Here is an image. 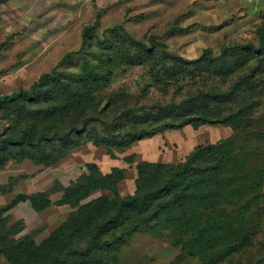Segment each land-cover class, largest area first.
<instances>
[{"label":"rangeland","instance_id":"374dc122","mask_svg":"<svg viewBox=\"0 0 264 264\" xmlns=\"http://www.w3.org/2000/svg\"><path fill=\"white\" fill-rule=\"evenodd\" d=\"M54 72L59 79L44 85L40 102L25 101L0 114L3 136H20L28 127L35 135L63 132L93 113L104 119L91 124L100 137L116 116L111 127L117 136L125 130L121 113L144 106L169 109L159 125L209 112L213 119L233 117L225 124L170 128L125 152L119 144L109 152L80 133L37 147L0 149V264H48L54 250L58 264H264V0L1 3L0 95L29 89ZM109 104L114 106L105 109ZM248 131L251 138L233 148L236 159L228 168L236 169L238 179L218 206L229 215L221 230L199 242L148 231L123 242L121 221L109 227L116 241L91 252L94 225L118 206L106 199L116 195L104 189L108 180L96 170L106 173L114 164L127 169L125 195L138 175L134 154L183 162L198 146ZM97 212L96 220L88 219ZM32 242L40 247L36 253Z\"/></svg>","mask_w":264,"mask_h":264},{"label":"trees","instance_id":"16d2710c","mask_svg":"<svg viewBox=\"0 0 264 264\" xmlns=\"http://www.w3.org/2000/svg\"><path fill=\"white\" fill-rule=\"evenodd\" d=\"M6 1L0 0V4ZM131 41L133 44L143 43L134 38H131ZM165 55L174 58L173 53L165 52ZM57 79L59 77L56 76V72L53 74L44 73L29 89H20L13 94L0 95V114L7 107L17 106L25 101L33 104L40 102V93L44 85ZM113 106L114 104H109L105 109L111 110ZM165 110L169 109L144 106L136 110H124L125 112L121 113L119 122L123 124L125 130L119 132L117 136L113 135L115 132L111 126H116L115 116L113 125L112 123H109V126L107 124L104 127L106 133L101 137L96 134L95 128L91 127V124L94 122H104L101 113L82 115L80 125L74 123L68 130L63 132L55 128L49 135L46 131L35 135L31 129L32 127H28L22 131L20 136H3L1 134L0 120V149L4 147H17L24 144L37 147L38 145L48 144L55 140L66 141L70 136L74 137L80 133V136L92 139L96 146L106 147L109 152H111L113 147H116V144L121 145L119 150L125 152L137 141L150 137L154 133L166 128H179L180 126L192 125L196 129L206 123L225 124L233 117V115H229L226 118L217 117L213 119L209 115V112V114L205 113L199 117H195L196 119L189 118L178 124L172 123V125H169L164 122L159 125ZM159 114L161 116L158 118ZM155 116L156 120L153 121ZM151 123H153V128L150 126ZM141 124L144 128L139 132H133L134 126ZM146 126H148V129L145 128ZM251 135V131L245 132L243 137L235 133L216 143L198 146L187 160L183 162L140 161L136 164L138 166V175L135 179V191L133 194L126 196L121 194L119 184L127 178V169L113 167L108 173L96 170V172L100 173L101 177L108 180L107 182L105 181L106 185L104 189H110L116 195L112 201L109 198L106 199L111 205L116 203L118 206L105 221L98 226L94 225L97 234L92 239L93 247L91 248V252L96 250L99 253V250L106 246L110 247L111 243L116 241L117 238L110 240L111 229L109 227L118 226L121 221L122 224H126L124 231L118 236V239H121L122 235L125 237L123 242L130 235L138 231H148L153 234L157 232L161 235L171 233L177 239L192 236L194 242H199V240L205 239L208 234L221 230L225 224L224 220L229 215H227L225 210L218 209V206L228 189L232 186L234 187L238 179L236 169L229 172L230 169L228 168L236 159L233 148L238 140H249ZM249 154L247 153L246 155ZM134 155L133 161H136V154ZM133 161H129V163ZM96 185L86 187L95 188L93 186ZM88 192L86 190L84 196H87ZM82 198L80 197V200ZM19 199L20 197L15 198L13 203ZM98 214L97 212L95 218L89 217L88 219L96 220ZM93 222L91 220V226ZM69 223H66L64 228ZM75 233L77 232L75 227H73L69 245L74 243ZM187 242H185L184 248ZM32 243L34 244V251L36 253L40 247L36 246L35 242ZM89 248V246L85 248L72 247L71 253L74 251H88L90 250ZM59 255L60 253L57 250L49 252L47 256L48 264H58L60 262Z\"/></svg>","mask_w":264,"mask_h":264},{"label":"crops","instance_id":"0c3cea01","mask_svg":"<svg viewBox=\"0 0 264 264\" xmlns=\"http://www.w3.org/2000/svg\"><path fill=\"white\" fill-rule=\"evenodd\" d=\"M164 130H166V131H170L171 129H169V128L163 129V130H161V131H159V132L154 133V134L151 135L150 137L143 138V139H141V140H139V141L149 140V139H150L151 137H153L154 135H161V133H162ZM161 136H162V135H161ZM139 141H138V142H139ZM142 154H143V153H142ZM140 156H141V154L137 153V155H136V161L134 162L135 164H137V163L140 162V161L163 162V163H172V162H179V161H182L181 159H178L177 161H176V160H173V161H159V160H157V161H153V160L148 159L147 156H146V157H144V156H141V157H140ZM113 167H121V165L114 164V165L110 168L109 172L111 171V169H112ZM121 168H124V167H121ZM106 173H108V172H106ZM126 179H127V178H126ZM126 179H125V180H126ZM125 180H123V181L119 184V189H120L121 194H122V190H123V184H125ZM135 188H136V185H135V187H134V189H133L132 192H129L128 194H125V195L122 194V195H123V196H126V195L133 194L134 191H135Z\"/></svg>","mask_w":264,"mask_h":264}]
</instances>
